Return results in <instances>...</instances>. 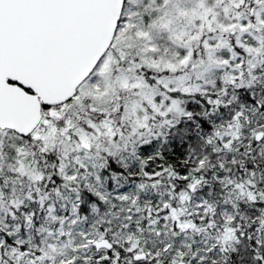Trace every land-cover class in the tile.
Wrapping results in <instances>:
<instances>
[{
	"label": "snow or ice",
	"instance_id": "obj_1",
	"mask_svg": "<svg viewBox=\"0 0 264 264\" xmlns=\"http://www.w3.org/2000/svg\"><path fill=\"white\" fill-rule=\"evenodd\" d=\"M0 264H264V0H0Z\"/></svg>",
	"mask_w": 264,
	"mask_h": 264
}]
</instances>
